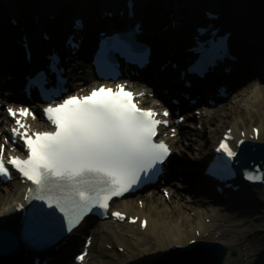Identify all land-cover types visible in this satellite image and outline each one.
<instances>
[{"label": "bare ground", "instance_id": "6f19581e", "mask_svg": "<svg viewBox=\"0 0 264 264\" xmlns=\"http://www.w3.org/2000/svg\"><path fill=\"white\" fill-rule=\"evenodd\" d=\"M4 1H7L8 5L4 4ZM115 1L0 0V89L9 88L14 90V93H19L18 87L22 83L21 75H26L30 67L47 61L43 53L51 46H59L60 39L67 31H74L72 26L67 24L66 18L76 15L86 18V26L81 31V34L85 36L84 52L82 50L78 52L79 57L73 60L80 64L87 47L90 46L94 37L97 38L98 27L107 26L103 28L109 29L110 22L116 21L115 18L103 16L104 11L111 10L115 6L112 4ZM172 1L174 0H141L142 5L137 14L138 19L145 21L144 24L148 30L142 37L152 42L155 53L153 65L148 71H142V74L153 72L154 78L151 81L124 78L119 82L129 81L132 84L131 87L137 92L145 91L147 95L141 99L148 107L163 106L166 102H170V96L180 95L183 92L197 97L194 104L182 97V114H185L186 119L189 120L197 118L192 109H201V112L205 109L201 105L206 99L205 93L207 90L211 91L217 83L226 85L233 92L232 101H235L233 109L236 106L264 108V86L258 87L252 79L244 81L250 73L255 74L253 79L264 81V70L256 66L261 63L264 65V28L262 27L264 21L259 20L258 24L253 22L240 45L238 38L237 44L241 49L240 62L235 63L233 73L227 75L220 71L217 78H212L211 82L205 83L207 90L203 89L201 82L199 85L195 84L192 88H187L179 76L189 56L186 49L191 47L199 36V33L193 32V27L202 24V20H199L203 15L202 6H209L216 1L191 0V3L189 0H175L170 7ZM50 15H54V19H50ZM9 16H19L23 21L34 25L33 31L29 33V42L34 52L31 63L26 61L22 45V35L26 30L22 29L21 23L15 25L7 21ZM42 31L52 33L53 38L49 41L43 40L39 36ZM62 45L64 47V44ZM64 48L69 55L70 49ZM170 61L177 63L178 66L176 68L169 66L166 71H162ZM72 66V62L68 64L69 69ZM79 66L77 65L78 68ZM76 69L69 71L71 74L77 73L83 81L84 91H89L101 84H98L97 79L90 73H78ZM167 90L168 93H165ZM76 91H79L77 87L72 92ZM218 99L222 102L227 98ZM10 101L16 103L14 100ZM24 105L34 108L36 115L30 121L32 125L37 126L41 117L40 107H37L36 102L30 101ZM210 107L214 114L208 116L206 111H203L205 117H201L199 121L203 120L207 130L213 133L210 137L205 136L212 146L217 144L219 138L223 136L220 134L224 126H216L215 123L216 118L221 116L219 112L226 107L218 103L214 106L208 104L206 110L208 111ZM253 126L255 125H248L244 121L233 123L231 128L236 136L235 144L242 137L243 131L248 140H253L251 135ZM190 128V123L184 120L176 126V134L169 136L173 148V160L167 168L164 184L158 183L147 190L138 192L137 196H124L114 202L115 208L134 216L146 217L148 220L146 227L143 228L140 225V220L135 224L128 221H114L111 218L96 223L90 222L79 229L67 247L51 252L53 258H50L47 264H72L73 260L71 263L68 262L69 257L72 256L73 259V255L78 254L79 251L75 250L83 248L85 240L82 243L81 240L87 236H92L94 239L86 255L87 264H92L90 256L95 252H99L101 257L109 255L107 244H112L114 248L124 246L123 252L115 253L118 262L102 258L94 264H152L169 248L178 244L185 247L192 239L217 241L226 245L228 253L224 264H264V209L260 210L263 213L259 214V218L251 213L256 211L254 209L257 205L264 206V188L258 191L244 185L243 190L238 192L228 190L227 198L216 192L213 186L217 182L205 174L207 164L213 160L214 152L201 148L195 153L193 162H189L190 160L184 156L186 149L182 145L183 141L197 137V133ZM2 129L0 126L1 131ZM226 131H223V134ZM257 140L264 142V124L260 126ZM170 176L177 179L171 180L168 178ZM177 180L185 182L181 186L184 191L174 186L179 182ZM26 188L27 184L18 180L4 184L0 179V226L18 228L21 215L17 213V207L25 202ZM164 190L168 191V194ZM139 200H142V206ZM220 200L224 202V205L214 206L215 202ZM208 218H211L210 222H207ZM236 249L240 254L233 255L232 252ZM1 261L3 259L0 257Z\"/></svg>", "mask_w": 264, "mask_h": 264}, {"label": "snow or ice", "instance_id": "6c2138e0", "mask_svg": "<svg viewBox=\"0 0 264 264\" xmlns=\"http://www.w3.org/2000/svg\"><path fill=\"white\" fill-rule=\"evenodd\" d=\"M110 42L116 49L127 47L121 37L111 38ZM205 67L202 57L191 71L202 72ZM53 71L58 70L53 67ZM44 82L41 75L31 83L43 88ZM54 98L55 90L43 109L53 130L30 132L28 125L16 119L18 127L12 129V140L23 141L25 157L10 156L6 163L4 147L0 145V176L10 178V165L34 186L28 188L29 195L24 199L45 202L48 208L62 214L71 231L94 208L106 212L114 197L132 190L166 161L170 148L155 137L159 127H166L168 121L157 119L158 113L151 109L139 108L134 94L124 85H117L116 90L101 86L85 96L61 98L59 103H52ZM8 113L14 118L17 114L32 115L26 108L18 112L9 108ZM162 115L167 117L169 113L165 110ZM229 138L216 149L226 158L225 168L237 156L226 142ZM241 144L243 141H238L237 147ZM245 177L264 179V175L249 172H245ZM111 215L124 219L120 212ZM141 226H146V222ZM77 259L83 261L84 256Z\"/></svg>", "mask_w": 264, "mask_h": 264}, {"label": "water", "instance_id": "95a60500", "mask_svg": "<svg viewBox=\"0 0 264 264\" xmlns=\"http://www.w3.org/2000/svg\"><path fill=\"white\" fill-rule=\"evenodd\" d=\"M215 1L216 3H212L209 6H202V11L204 12L205 10L204 16L206 11L215 17L216 14L221 15L222 19L220 22L225 24V28L232 31L236 38H239V45L246 38V32H249L253 22L258 24L259 20L264 21V0ZM24 23L28 27L29 32H31L33 24L27 21H24ZM196 26L193 27V32L196 31ZM216 26L219 27L217 24ZM262 27L264 28V24ZM239 45L236 43V47L241 51ZM257 147L263 151L264 142L248 141L244 144L240 155L247 156V150L251 152L255 150L254 152L257 153H253L251 158L254 159L257 165L248 171H243L244 168L238 165L237 168L241 181L250 187L262 190L264 188V179L250 180L245 177V172L253 175H264V151L262 153L258 152ZM43 228V225L34 220H28L26 223L19 222L16 229L0 226V255L8 257L9 262L20 261L22 264H29L30 258L20 257L26 252L34 231L39 232L37 230ZM227 252L228 248L221 242L197 241L185 247L172 248L166 251V254L152 264H224Z\"/></svg>", "mask_w": 264, "mask_h": 264}, {"label": "rangeland", "instance_id": "374dc122", "mask_svg": "<svg viewBox=\"0 0 264 264\" xmlns=\"http://www.w3.org/2000/svg\"><path fill=\"white\" fill-rule=\"evenodd\" d=\"M124 1L125 0H116L115 3L116 4H120V3L122 4ZM189 1L192 3L191 0H189ZM174 2H175V0L172 1V3H170V7L173 6ZM139 3L140 2H138V8H137L138 10H137V13L140 12V7L142 5V4H139ZM4 4L8 5V2L7 1H4ZM188 4H189V2H188ZM12 17L13 16H9L8 19H7V21L12 22L11 21ZM72 19H73V17H70V18L67 17L66 18L67 24H69L70 26L72 25ZM204 19H205V16H204V12H203L202 17L199 20L201 21V20H204ZM144 27H145L146 31H148L145 24H144ZM261 65H262V67L264 66L263 63H261L260 65L259 64H256V66L258 68H260L261 70H264V67L262 68ZM82 69H83V72L84 73H86V74L89 73L88 70H87V68L84 67ZM255 70H257V69H255ZM254 75L255 74H251V73L248 74V76H246L244 78L245 79L244 81H248V79H250V80L252 79L253 80L252 82H255V84L258 87L259 86H264V81L257 80V79H253ZM252 82H250V83H252ZM215 91H217V88H216ZM228 93H229V96L227 97V99L223 100L222 102H220V101L218 102L219 105L221 104V105H223L226 108L224 110H222V111L219 112L221 116H218L216 118V123H215L216 126L217 125H222V126H224V128H223L224 130L223 131H226L228 128H231V125L233 123H235V122L242 123L244 121L248 125H251L252 124V125H255V126H259V127L261 126V124H264V108H259V107H255V106L254 107H252V106H244V107H242V106H240V107L236 106V108L233 109L235 107L234 106L235 105V101H232L233 92L229 89V87H228ZM206 102H207V100L205 99L204 102L201 103V105L205 107V109L203 111H206V114L208 116L209 115H213L214 114V111L211 109V107H210V109L208 111L206 110V107H207ZM192 110L194 111L195 115H197V118L196 119H193V120H189V119H185V120L190 123V127H191L190 129H192L193 131H195L197 133V137L195 139H189L188 141H183V143H182L183 147L186 149V152H184V156H185V158L187 160H190L189 162H193L195 160L194 159L195 153L199 149L203 148V150H208V151L213 152V147H214V145H212V146L210 145V141L207 140V138L205 137L207 135H209V137H210V136L213 135V133H210V131L207 130V127L205 126V122L203 120L199 121V119L201 117H205L204 116L205 115L204 112L202 111L200 113H197L196 111L197 110L199 111L201 109H196V108H194ZM228 114H230V115L228 117H226ZM223 131L221 132L220 135L223 134ZM172 160H173V158H172ZM177 181H179L180 183L178 182V183H176V185L174 184V186L178 190L184 191V189L181 186L184 185L185 182L183 183V181H181V180H177ZM255 190H258V189H255ZM137 194H135V196H137ZM130 196H133V195H130ZM253 200H255V197H253ZM138 202H139L140 206L143 205L142 200H139ZM217 203H219V204H217ZM215 204L216 205H214V206H217L218 207L219 205L222 204V202H215ZM263 209H264V206L262 204H259V206L257 205L256 209H254L256 211H253L251 213L255 217L259 218V214H262L263 213V211H260V210H263ZM238 210L240 211L239 208H238ZM210 220H211V218H208L207 219V222H210ZM94 223H96V222H94ZM92 240H94V239H92ZM82 241L83 240H81V243H82ZM94 243H95V241H94ZM101 245H104V244L101 243ZM106 247L110 251V254L107 255V256H105V257H101L99 252H95L94 254H92L90 256L91 261H92V264L96 263L97 261L102 260V258H104V259L106 258L108 260L117 261V255L115 253L117 251L123 252V250H124V246L115 247L114 248V246L112 244H107ZM233 252H235L234 255L240 254L239 253V250H237V249L234 250ZM246 257L247 256L245 255V258ZM71 261H72V256L69 257V259H68V262L69 263H71Z\"/></svg>", "mask_w": 264, "mask_h": 264}]
</instances>
